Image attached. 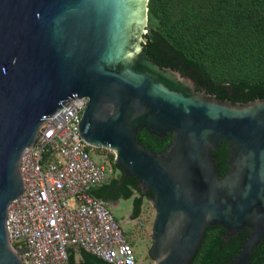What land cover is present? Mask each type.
<instances>
[{"label":"water","instance_id":"water-1","mask_svg":"<svg viewBox=\"0 0 264 264\" xmlns=\"http://www.w3.org/2000/svg\"><path fill=\"white\" fill-rule=\"evenodd\" d=\"M148 3L0 0V264H23L10 244L7 217L25 194V150L43 123L86 97L83 141L112 152L125 178H135L141 194L152 193L153 264H189L208 227L223 228L226 239L249 232L229 264H249L261 245L264 99L219 100L153 62L144 51ZM141 130L170 134L172 142L154 153L137 141ZM224 142L228 171L221 177L212 152ZM119 199L125 198L118 195L115 206L101 200L116 210Z\"/></svg>","mask_w":264,"mask_h":264},{"label":"trees","instance_id":"trees-1","mask_svg":"<svg viewBox=\"0 0 264 264\" xmlns=\"http://www.w3.org/2000/svg\"><path fill=\"white\" fill-rule=\"evenodd\" d=\"M149 21L144 51L162 69L171 68L191 78L198 91L206 90L219 100L248 103L264 99V0H149ZM137 141L147 150H166L172 136L152 135L147 130L137 134ZM100 150H94L97 152ZM227 144L213 150L216 171L223 177L228 171ZM114 158V156H112ZM120 174L94 191L105 198L108 189L121 182L122 196L134 198V216L142 211L143 197L135 178ZM117 197V196H116ZM249 232L226 239L227 232L208 227L202 244L189 264H229L238 255ZM71 254V264H109L85 251ZM249 264H264V239L253 251Z\"/></svg>","mask_w":264,"mask_h":264},{"label":"built area","instance_id":"built-area-1","mask_svg":"<svg viewBox=\"0 0 264 264\" xmlns=\"http://www.w3.org/2000/svg\"><path fill=\"white\" fill-rule=\"evenodd\" d=\"M88 102L69 103L43 123L22 156L25 194L10 205L7 230L23 264H70V249L110 264H137L122 224L91 194L112 170L94 160L80 136Z\"/></svg>","mask_w":264,"mask_h":264},{"label":"rangeland","instance_id":"rangeland-1","mask_svg":"<svg viewBox=\"0 0 264 264\" xmlns=\"http://www.w3.org/2000/svg\"><path fill=\"white\" fill-rule=\"evenodd\" d=\"M149 4V3H148ZM149 15V12H148ZM114 154L107 150L94 152L92 157L98 164H104L108 170H112L110 178H117L120 174L112 167V158ZM135 196H140L138 192H134ZM131 197L127 202L125 199L119 200V207L116 210L111 209L114 218L122 223L127 218L133 209L134 197ZM155 218V210L150 201L146 198L142 204L140 218L135 223L123 225L122 229L126 237L132 239V246L136 255L137 264H153L154 261L149 255L151 247L152 225Z\"/></svg>","mask_w":264,"mask_h":264},{"label":"flooded vegetation","instance_id":"flooded-vegetation-1","mask_svg":"<svg viewBox=\"0 0 264 264\" xmlns=\"http://www.w3.org/2000/svg\"><path fill=\"white\" fill-rule=\"evenodd\" d=\"M122 183L120 182L118 184L117 187H115L114 189H108V191L105 192V198L103 200H105L106 202H110L111 206H115V202H116V196L123 194V190L121 189V185ZM135 196V193H133L132 197ZM140 196H135L134 198H139ZM102 199V198H101ZM111 206L109 205V207L111 208Z\"/></svg>","mask_w":264,"mask_h":264},{"label":"crops","instance_id":"crops-1","mask_svg":"<svg viewBox=\"0 0 264 264\" xmlns=\"http://www.w3.org/2000/svg\"><path fill=\"white\" fill-rule=\"evenodd\" d=\"M110 180H108V182L105 183L106 184H109ZM120 200V199H119ZM134 215V208L132 209V211L130 212L129 216L127 218H125V220L122 222L123 225H128V224H132V223H135L136 220H138L139 218L135 219V220H132V221H129V222H125L126 220H128L130 217H132ZM128 238V241L130 242V244L132 245V239L127 237ZM151 244H152V239H151ZM76 258L78 259L79 258V255H78V252H76Z\"/></svg>","mask_w":264,"mask_h":264}]
</instances>
